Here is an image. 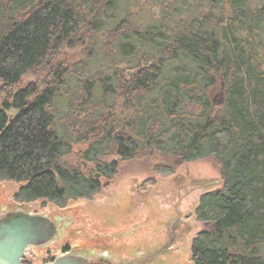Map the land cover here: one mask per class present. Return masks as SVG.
Returning <instances> with one entry per match:
<instances>
[{
	"label": "trees",
	"instance_id": "obj_1",
	"mask_svg": "<svg viewBox=\"0 0 264 264\" xmlns=\"http://www.w3.org/2000/svg\"><path fill=\"white\" fill-rule=\"evenodd\" d=\"M151 1L133 17V0H0V181L63 208L100 189L64 162L74 145L108 179L105 158L160 175L212 158L191 260L264 264V0Z\"/></svg>",
	"mask_w": 264,
	"mask_h": 264
},
{
	"label": "rangeland",
	"instance_id": "obj_2",
	"mask_svg": "<svg viewBox=\"0 0 264 264\" xmlns=\"http://www.w3.org/2000/svg\"><path fill=\"white\" fill-rule=\"evenodd\" d=\"M133 2L130 3L133 17H137V13L141 15L142 12L144 15H153L156 9L151 0H133ZM147 21L150 19L142 18L139 23ZM134 22L137 23L136 20ZM65 52L66 56L63 55ZM62 55V61L66 65L74 64L79 59L78 52L70 50L64 51ZM220 95L218 88L211 94L216 102ZM85 148L84 144L74 145L72 153L64 158V162L76 165L75 159L82 156ZM103 161L107 164L115 161L116 174L111 179H101L98 193L90 199L70 200L63 208L45 200L18 203L14 200V196L22 184L0 181V214L6 212L4 209L14 210L15 207L20 206L25 210L31 209L35 215L64 214L67 222L74 221L70 226L71 231L69 229L62 232L60 238L56 240L57 243L49 245L47 249H28L25 262L42 264L46 258L57 255L65 242L73 249L78 247L80 252L88 249L106 250L103 247L114 250L116 246H122L124 241L126 245H136L139 241L136 236H126L133 226L142 227L145 222L153 221V218L156 221H166L169 217L174 219V222L180 221L187 235L175 243V252L169 256L160 255L154 264H193L191 241L204 227L202 223L197 222L195 210L201 195L221 188L219 165L212 158L195 162L176 160L171 162L174 167L172 174L160 175L153 172L154 165L159 162L157 159L122 161L111 157ZM165 161L170 160L165 159ZM77 162L81 171L87 176L88 169L83 168L79 158ZM87 164L88 167L96 168L93 163ZM160 211L164 212L162 217L156 214ZM155 230L156 227L145 230L142 227L141 232L145 235L147 231L155 233ZM163 231L164 228H161V235L158 238L145 240L148 243L154 242L153 245L156 240L163 242L166 237V231L165 233ZM67 232H71L72 235L68 236ZM65 239L66 241H60ZM48 251L49 257L46 255Z\"/></svg>",
	"mask_w": 264,
	"mask_h": 264
},
{
	"label": "flooded vegetation",
	"instance_id": "obj_3",
	"mask_svg": "<svg viewBox=\"0 0 264 264\" xmlns=\"http://www.w3.org/2000/svg\"><path fill=\"white\" fill-rule=\"evenodd\" d=\"M75 160H76V163H78L77 162L78 157ZM81 164L83 165V168L88 169L87 170L88 177L84 174L88 179H94L95 181H99V183L101 179H104V177H102L101 174L95 170V168H94L95 170L94 173H91L90 167H88L87 163H81ZM26 210L30 214L35 215L31 209L27 208ZM163 213H164L163 211H160L156 214L157 216L159 214L162 217ZM45 215H47V217H52L54 224L58 227V231H59L58 239L60 238L62 232L69 230L70 226L74 223V221L67 222L64 214H58V215L45 214ZM142 227H144V230L146 228L156 227V230H155V233L147 231L146 234L143 235L141 232ZM142 227L138 225L133 226L132 229L128 231L126 235V236H136L139 239L136 245L129 246V245H126L124 241L122 246L118 245L116 246L114 250H110L107 247H103L106 250L100 251V250L88 249L84 252L89 254L88 258L94 264H154L158 261L157 258H159L160 255L165 254L169 256L171 253L175 252L174 251V246L176 245L175 243L180 239H184L185 236L187 235L186 230L182 229L181 222L180 221L174 222V219H170L169 217H167L166 221H156L153 218V221L147 222V223L145 222L142 225ZM160 227L164 228V231H163L164 233L166 231V237L163 240V242H159L158 240H156L155 245H153L154 242L148 243L145 240L146 238H158L159 235H161ZM67 234L68 236L72 235L71 232H67ZM60 241H66V239L60 240ZM31 249L35 250V249H42V248L31 247ZM78 251H79L78 247H75L73 249L71 245H68L67 242H65L60 247V251L57 253V255H52L51 258H46L45 261H43L44 263L42 264L52 263L59 256L68 255L70 253H78ZM46 255L49 257V251L46 253ZM25 257H26V253L22 258V264H28L25 262L26 261ZM144 261L146 262L144 263Z\"/></svg>",
	"mask_w": 264,
	"mask_h": 264
},
{
	"label": "water",
	"instance_id": "obj_4",
	"mask_svg": "<svg viewBox=\"0 0 264 264\" xmlns=\"http://www.w3.org/2000/svg\"><path fill=\"white\" fill-rule=\"evenodd\" d=\"M94 171L90 167V172ZM4 211L0 214V264H22L27 249H43L58 239V227L52 217L32 215L20 206ZM88 255L78 251L59 256L49 264H94Z\"/></svg>",
	"mask_w": 264,
	"mask_h": 264
}]
</instances>
